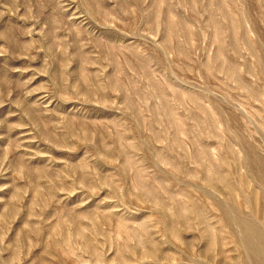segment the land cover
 I'll use <instances>...</instances> for the list:
<instances>
[{"label":"rangeland","instance_id":"1","mask_svg":"<svg viewBox=\"0 0 264 264\" xmlns=\"http://www.w3.org/2000/svg\"><path fill=\"white\" fill-rule=\"evenodd\" d=\"M263 207L264 0H0V264H262Z\"/></svg>","mask_w":264,"mask_h":264},{"label":"bare ground","instance_id":"2","mask_svg":"<svg viewBox=\"0 0 264 264\" xmlns=\"http://www.w3.org/2000/svg\"><path fill=\"white\" fill-rule=\"evenodd\" d=\"M255 174H256V173H255ZM263 208H264V207H263ZM261 210H262V209H261ZM262 211H264V210H262ZM228 215H229V214H228ZM236 219L238 220V218H236ZM239 219H240V218H239ZM241 222H243V220H242ZM241 222H240V223H241ZM238 223H239V222H238ZM240 223H239V224H240ZM243 223L245 224V221H244ZM243 223H242V225H243ZM250 224L252 225L253 223H251V222L249 223V222H248L249 227H250ZM240 225H241V224H240ZM240 225H239V226H240ZM252 226H253V225H252ZM254 226H255V224H254ZM262 227H264L263 224H262ZM262 227L260 226V228H259V227H258V228H259V229H262ZM244 228H247V227H245V225H244ZM244 228H242V229H244ZM250 228H251V227H250ZM250 228H249V232H251V229H250ZM256 228H257V227H256ZM258 228H257V230H258ZM247 229H248V228H247ZM247 229H245V230H247ZM257 230H256V231H257ZM253 231H254V230H253ZM262 231H263V230H262ZM247 232H248V231H247ZM258 232H259V231H258ZM244 233H245V231H244ZM263 234H264V233H263ZM243 235H244V234H243ZM243 235H242V236H243ZM248 236H249V235H248ZM242 238H243V237H242ZM244 238H245V237H244ZM250 238H251V237H250ZM259 238H260V236H259ZM252 239H253V238H252ZM242 240H244V239H242ZM242 240H241V241H242ZM260 241H261V239H260ZM242 242H243V241H242ZM248 242H249V241H248ZM252 242H253V241H252ZM257 242H258V241H257ZM244 243H246V241L243 242V244H244ZM243 244H242V245H243ZM260 244H261V242H260ZM255 245H256V244H255ZM262 245H263V244H262ZM252 247H253V246H252ZM247 248H248V247H247ZM243 250H244V248H243ZM259 250H260V249H255V253H256V254H255L254 256H257V258L259 257L258 260H259L262 264H264V249H263L262 251H259ZM253 251H254V250H253ZM236 252H237V251H236ZM243 252H244V251H243ZM247 252H248V251H247ZM217 254H218V253H217ZM247 254H248V255H246V256H249V253H247ZM242 255L245 256V253H242ZM249 257H250V256H249ZM238 259H239V258H238ZM246 259H247V258H246ZM249 259H250V258H249ZM249 259H248V260H249ZM252 259H253V257H251V260H252ZM253 261H255V260L253 259L252 262L250 261V263H253ZM259 261H258V262H259ZM247 262H248V261H247ZM243 264H244V263H243ZM245 264H246V262H245ZM247 264H248V263H247ZM255 264H256V263H255ZM257 264H260V263H257Z\"/></svg>","mask_w":264,"mask_h":264}]
</instances>
